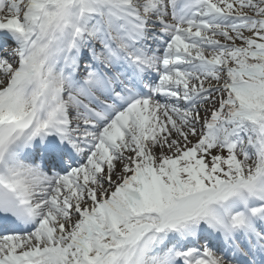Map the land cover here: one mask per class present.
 I'll list each match as a JSON object with an SVG mask.
<instances>
[{"label": "snow or ice", "instance_id": "obj_1", "mask_svg": "<svg viewBox=\"0 0 264 264\" xmlns=\"http://www.w3.org/2000/svg\"><path fill=\"white\" fill-rule=\"evenodd\" d=\"M0 264H264V0H0Z\"/></svg>", "mask_w": 264, "mask_h": 264}]
</instances>
